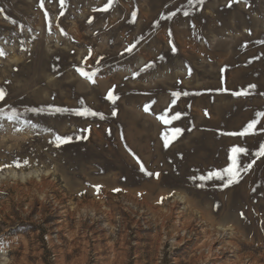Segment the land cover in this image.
Here are the masks:
<instances>
[{
	"label": "rangeland",
	"instance_id": "rangeland-1",
	"mask_svg": "<svg viewBox=\"0 0 264 264\" xmlns=\"http://www.w3.org/2000/svg\"><path fill=\"white\" fill-rule=\"evenodd\" d=\"M106 6L0 0V264H264V0Z\"/></svg>",
	"mask_w": 264,
	"mask_h": 264
},
{
	"label": "snow or ice",
	"instance_id": "snow-or-ice-1",
	"mask_svg": "<svg viewBox=\"0 0 264 264\" xmlns=\"http://www.w3.org/2000/svg\"><path fill=\"white\" fill-rule=\"evenodd\" d=\"M112 2H113V0H108V6H106L104 9H100V10H101V11H107V10H108V7L111 6ZM190 2H191V0H190ZM201 2H202V0H201ZM61 4H62V5L64 4V0H61ZM61 14H63V13H61ZM133 15H135V13H133ZM184 15H188V13L185 12ZM89 22H91V21H89ZM133 47H135V46L133 45ZM127 51L131 52L132 49L129 48V49H127ZM173 51H175V48H173ZM3 55H4V52H3V51H0V56H3ZM78 71H80V74H81L82 76H85V77H86L87 79H89L90 81L93 80V76L88 75V74L85 73L82 69H78ZM93 75H95V74H93ZM93 82H94V81H93ZM251 87H254V86H251ZM5 95H6V93L4 92V90H3V89H0V102H2V101L4 100ZM173 95H174V96H179L180 93H179V92H175V93H173ZM107 98H108L109 100H111L113 103H115L116 99H118V97H115V96L112 95L111 91L109 92ZM147 110H148V109L145 108V111H147ZM33 111H35V109H34ZM57 111H60V110L57 109ZM113 114H115V113H113ZM77 115H81V116L93 115V116H95V115H97V113H95V112H91V111L85 109L83 112H78ZM259 115H260V116H264V113H259ZM13 116H15V113H13ZM13 116H9L8 119H9V120L13 119ZM101 118H103L102 114H101ZM160 120H161L163 123H165V124H167V123L169 122L168 119H167L166 117H164V116H161V117H160ZM256 124H257V121L254 120V121H252L251 123H249V124L247 125V128H246L244 131L239 132V133H229V135H240V136H245V135L251 134V131L254 129V127H255ZM174 132H175L176 134H178V133L181 132V129L176 128V129L174 130ZM70 139H71L70 137H64V138H62V137H60V136L57 134V135L55 136L56 146L59 147L61 143H66V142H68ZM163 139H164V146H165V148H167L168 145H169V142H170V141H169V137H168V135H167L166 133H165ZM245 152H246V150L243 149V148H240V147H233V148L231 149V153H232V154H231V156L229 157V159L231 160V165H230L229 167L225 168V169L223 170V173H221V172H219V171H217V172H212V173L209 174L208 177H203V176H202V177H200V179H201V180H205V179H212V178H215V179H217V180H222V181H223L224 178H225V176H226V177H227V181H226V183H225V185H224L225 187L230 186V185L233 184V183H238V182H239V171H238L239 163H238V155H239L240 153H245ZM258 155H264V146L261 147V150H260V152L258 153ZM137 162L140 163L139 160H137ZM23 164H24V165H27V164H28V161H24ZM15 166H16V167H21L22 165L20 164V162L17 161V162H15ZM249 167H250V165H249ZM140 170H141L142 172H145L146 175H152V173H150V172H146L145 167H144V165H143L142 163L140 164ZM156 175L158 176L159 174L157 173ZM116 191H119V189H116ZM241 215H243V214H241Z\"/></svg>",
	"mask_w": 264,
	"mask_h": 264
},
{
	"label": "bare ground",
	"instance_id": "bare-ground-1",
	"mask_svg": "<svg viewBox=\"0 0 264 264\" xmlns=\"http://www.w3.org/2000/svg\"><path fill=\"white\" fill-rule=\"evenodd\" d=\"M230 238V237H229Z\"/></svg>",
	"mask_w": 264,
	"mask_h": 264
}]
</instances>
